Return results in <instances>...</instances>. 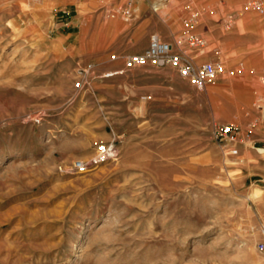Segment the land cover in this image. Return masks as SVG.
Listing matches in <instances>:
<instances>
[{
	"label": "rangeland",
	"instance_id": "rangeland-1",
	"mask_svg": "<svg viewBox=\"0 0 264 264\" xmlns=\"http://www.w3.org/2000/svg\"><path fill=\"white\" fill-rule=\"evenodd\" d=\"M161 2L0 0V264H264V78L239 69L198 89L171 69L107 77L153 35L183 51L200 38L198 65L237 66L212 32L264 3ZM102 144L117 160L61 173Z\"/></svg>",
	"mask_w": 264,
	"mask_h": 264
},
{
	"label": "built area",
	"instance_id": "built-area-1",
	"mask_svg": "<svg viewBox=\"0 0 264 264\" xmlns=\"http://www.w3.org/2000/svg\"><path fill=\"white\" fill-rule=\"evenodd\" d=\"M151 1V0H145ZM171 0H162L161 3H169ZM252 9L257 11L264 10L263 6L254 3ZM154 12L159 11V6H153ZM197 23V16L192 15L186 20L185 27L189 31L193 30ZM172 44L162 40L158 35L151 37L149 49L142 54L128 56L124 59V70L108 75L107 77H114L122 75L125 72L133 71L135 69L153 67L156 69H171L175 71L181 79L189 82L192 86L198 89L204 88L207 84L216 81L220 76L225 74L223 64L220 62L206 63L198 65L196 53H203L206 49V42L200 38H193L189 44L190 50H176ZM117 56H112V61H118ZM93 66L81 70L85 75L93 72ZM83 82L78 81L75 84L76 89H82ZM43 114L36 115L31 118L33 123H41ZM216 136L226 145H232L229 152L231 155L238 154V137L235 130L230 126H224L216 129ZM228 147V146H227ZM119 152L114 144H102L98 146L95 154L87 161L78 160L73 162L69 167L61 168L63 175H86L94 169L117 160ZM259 249L264 251V242L259 245Z\"/></svg>",
	"mask_w": 264,
	"mask_h": 264
},
{
	"label": "crops",
	"instance_id": "crops-1",
	"mask_svg": "<svg viewBox=\"0 0 264 264\" xmlns=\"http://www.w3.org/2000/svg\"><path fill=\"white\" fill-rule=\"evenodd\" d=\"M261 1L264 3V0ZM198 18L197 16V20ZM229 20V22H226L225 19H223L222 22H218L222 23V25H219L218 28L212 32V35L215 33L213 36H215V42L217 43L218 56L224 54L226 50L228 54L236 55V60L240 62L237 66H227L225 73L229 76H234L239 69H241L247 70L257 77L264 78V46L262 41L264 35V16H248L243 13L241 15H234L230 17ZM239 23H242L243 26L239 27ZM225 27L227 31H232L226 36L223 35ZM247 39L249 41H247ZM229 44H231L232 47H229ZM213 59L214 57L210 55L206 58V61H211ZM254 62L258 63L257 66L252 64ZM224 87L229 88L230 86ZM238 97L237 93L234 92L232 99V103H235L233 105V111L239 114L240 107L236 105L240 100Z\"/></svg>",
	"mask_w": 264,
	"mask_h": 264
}]
</instances>
